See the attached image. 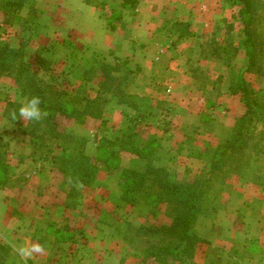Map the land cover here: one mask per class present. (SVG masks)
Instances as JSON below:
<instances>
[{
  "label": "rangeland",
  "instance_id": "rangeland-1",
  "mask_svg": "<svg viewBox=\"0 0 264 264\" xmlns=\"http://www.w3.org/2000/svg\"><path fill=\"white\" fill-rule=\"evenodd\" d=\"M10 1L0 7V49L17 56L14 74L0 72V264H264V0ZM199 90L237 96L243 113L235 120L230 103L223 111ZM33 97L45 115L23 120ZM211 115L225 124L222 143ZM185 126L196 141L186 159L170 149ZM75 153L97 167L90 183L60 170ZM170 183L203 192L193 253L181 243L189 203L162 197ZM239 208L246 243L201 245L202 212L207 230ZM32 244L43 250L25 261L18 249Z\"/></svg>",
  "mask_w": 264,
  "mask_h": 264
},
{
  "label": "crops",
  "instance_id": "crops-1",
  "mask_svg": "<svg viewBox=\"0 0 264 264\" xmlns=\"http://www.w3.org/2000/svg\"><path fill=\"white\" fill-rule=\"evenodd\" d=\"M142 4V8H141V15L139 16V26L137 25V29H140L142 31V28L143 30H148L150 28L149 26V23H148V19H147V16H143V13L146 12L145 10V2L141 3ZM83 8H85L88 12L89 10L91 9L90 6H87V5H84L83 4ZM92 13H88L90 18H92V23L94 26H96L97 30L94 31L93 33L94 34H97V33H100V32H103L105 29L104 27V24L102 23V20L99 18V15L97 14V12H95L94 9H92ZM136 27V26H135ZM152 27V26H151ZM148 33V32H147ZM159 34H162V33H159ZM124 43L126 44V40L124 41ZM145 66L146 68L148 69H152L154 67L153 63L150 64V62H145ZM150 69V71H151ZM158 71V69H157ZM149 77V74H146L144 75V79H147ZM150 79V78H149ZM198 92H201V95H206L209 99V101H214V102H211L213 103L215 106H217L219 103H221V108L223 109V111H226L224 110L225 108L223 107H228V103H230L231 107H232V112H230L233 117L236 118L241 115L243 113V104L242 102H240V100H238L237 96H233L232 94L228 95L227 93H223V94H219L218 91H213L212 93H206L204 94L201 90H199ZM190 95H193V94H186L184 96L187 97V99H185V102L187 103V105L190 104L191 101L188 100V98L190 97ZM216 103V104H215ZM183 110L181 111V115L184 116L185 114V118H187V120H189V116H191L190 114V111H191V108L189 106H187L186 104H183ZM192 102H191V107H192ZM236 113V114H235ZM196 115V113L194 114ZM193 115V116H194ZM215 118V115H211V123H213L214 125L217 126V140H220V141H217L218 143H222L223 142V138L227 135L225 130H224V125L225 124H221L220 123L218 124V121L217 120H214ZM181 124V123H180ZM180 124H178V126H180ZM177 126V124H176ZM175 126V127H176ZM174 127V126H173ZM175 129H178V128H175ZM189 128H187V126H185V131H172L171 132V135H170V141H171V150L172 152L174 153L175 150H179V149H182L180 152H179V156L181 158H184L186 159V156L185 157H182L181 155H185L183 154V150H185L186 152L185 153H190L191 151H188L191 150L192 148V145L195 144L196 141L193 140V137L191 135V137L188 135V133H186V130H188ZM228 131V129H227ZM185 132V134H183V136L181 137V134ZM229 132V131H228ZM179 133H180V136H179ZM169 146V147H170ZM181 146V147H180ZM196 147L194 146V149L192 150H195ZM187 167V166H186ZM259 187H264L262 185H259ZM216 195H214L215 197ZM248 197H246L245 199H247ZM210 203L213 202V197H210ZM236 201L237 198H235ZM245 199H243V203L245 201ZM248 200V199H247ZM251 201V200H250ZM247 202V201H246ZM248 203H249V200H248ZM242 209H244L245 206L241 205L240 206ZM241 208L239 212H236L234 211L233 213H230V214H227V223L225 222L224 217H221L220 219L218 218V220L215 218L212 220V224H210V227L209 229L206 230V225L205 224H208L210 222H206L207 219L203 217V213H201V217H199V219L197 220V223H199L201 220L203 221V224H202V228L200 227H195L196 230L198 229V236L200 238L203 239L204 243L201 244V245H204V247H207V246H225L226 247H229V246H233V245H237V244H243V243H246L247 242V239H249L250 236H248V234L246 233L247 232V224H248V219L247 221L245 222V224L241 223V214L243 211H241ZM251 209V207H249V210ZM218 212L219 209H218ZM244 214V213H243ZM245 215V214H244ZM244 219V218H243ZM263 223H259V226L262 227V225L264 224V220H262L261 218H259ZM245 221V220H244ZM258 226V223L256 224ZM256 237L257 238V241L261 244V242H263L264 240V235L260 236V235H257ZM201 245H198L197 247V252H195V256H198L200 252L199 250L202 249V246ZM264 248V247H263ZM213 256V255H212ZM207 262L208 263H211V259H208L206 258Z\"/></svg>",
  "mask_w": 264,
  "mask_h": 264
},
{
  "label": "trees",
  "instance_id": "trees-1",
  "mask_svg": "<svg viewBox=\"0 0 264 264\" xmlns=\"http://www.w3.org/2000/svg\"><path fill=\"white\" fill-rule=\"evenodd\" d=\"M246 1V0H245ZM127 1H123L122 5H127ZM247 2V1H246ZM2 3L4 6H9L12 3L10 0H0V7H2ZM16 4V2H15ZM131 5H134V1L132 0ZM242 12V11H241ZM244 15V12H242ZM241 14V15H242ZM247 25V24H246ZM16 50L13 47L10 46H4L0 49V72L7 71L9 74H14V66L16 65L15 58H16ZM23 69L21 68L18 73L16 74L15 78L21 77V75L26 72V65H22ZM114 69H118L115 67ZM20 81V80H19ZM21 83V81H20ZM12 106V104H10ZM15 113L12 117H16L18 110H14ZM66 152V151H65ZM61 167L60 170L65 175L73 176V179L75 180H82L86 179L88 177L89 183L93 181L97 167L95 164H92L88 161H86L85 156L81 154L80 156L75 153L74 154H68L64 156L61 161ZM85 181V180H84ZM5 184V180L2 177H0V186ZM200 185V184H199ZM199 185L196 187H192V185H175V184H167L163 187V200H167L169 202L174 203H184L188 202V211L186 216L182 219L180 223V230L183 235V239H181L182 242L187 243V248L184 250L190 251L193 253L192 248L193 246L199 241L197 234L192 230V223L195 221V218L199 212L200 209V201L203 195L202 190L200 189ZM181 245L175 246L174 249H179ZM182 259V258H181ZM185 262V261H184ZM183 262V263H184Z\"/></svg>",
  "mask_w": 264,
  "mask_h": 264
},
{
  "label": "clouds",
  "instance_id": "clouds-1",
  "mask_svg": "<svg viewBox=\"0 0 264 264\" xmlns=\"http://www.w3.org/2000/svg\"><path fill=\"white\" fill-rule=\"evenodd\" d=\"M45 113L41 110V100L39 97H33L26 104L19 108V117L23 120H40ZM42 246L40 244H32L31 247L22 246L18 249L19 255L27 259H30L34 253L41 252Z\"/></svg>",
  "mask_w": 264,
  "mask_h": 264
}]
</instances>
